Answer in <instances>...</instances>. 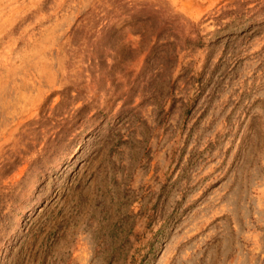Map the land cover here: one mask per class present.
<instances>
[{"label": "rangeland", "instance_id": "374dc122", "mask_svg": "<svg viewBox=\"0 0 264 264\" xmlns=\"http://www.w3.org/2000/svg\"><path fill=\"white\" fill-rule=\"evenodd\" d=\"M0 264H264V0H0Z\"/></svg>", "mask_w": 264, "mask_h": 264}]
</instances>
